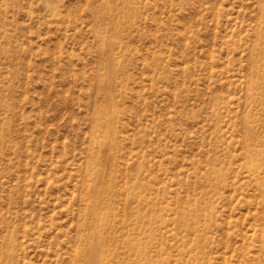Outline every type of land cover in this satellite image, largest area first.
I'll return each instance as SVG.
<instances>
[{"label": "rangeland", "instance_id": "1", "mask_svg": "<svg viewBox=\"0 0 264 264\" xmlns=\"http://www.w3.org/2000/svg\"><path fill=\"white\" fill-rule=\"evenodd\" d=\"M95 234L101 264H264V0H0V264Z\"/></svg>", "mask_w": 264, "mask_h": 264}, {"label": "bare ground", "instance_id": "2", "mask_svg": "<svg viewBox=\"0 0 264 264\" xmlns=\"http://www.w3.org/2000/svg\"><path fill=\"white\" fill-rule=\"evenodd\" d=\"M95 231V230H94ZM95 242L97 241V246H95L89 254V257L86 259L85 264H101V260H102V256L100 257L99 254L102 252V235L100 234H95ZM98 245H100L101 247H99ZM89 252V251H88Z\"/></svg>", "mask_w": 264, "mask_h": 264}]
</instances>
